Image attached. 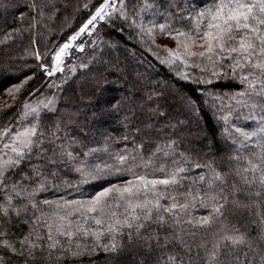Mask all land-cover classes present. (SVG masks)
Instances as JSON below:
<instances>
[{
    "label": "trees",
    "instance_id": "obj_1",
    "mask_svg": "<svg viewBox=\"0 0 264 264\" xmlns=\"http://www.w3.org/2000/svg\"><path fill=\"white\" fill-rule=\"evenodd\" d=\"M188 2L198 10L211 4V0ZM101 3L0 0V130L12 133L27 103L59 93L55 109L44 110L35 126L43 133L45 149L63 145L77 157L60 166L53 187L38 193L37 199L86 201L104 188L131 179L129 168L137 174H152L158 165L172 169L173 161L183 164L185 158L226 171L228 157L238 147L235 129L256 130L264 113L253 109L254 100L239 95L247 86L231 73L227 62L214 67L190 57L187 63H172L166 48L154 40L149 29H160V25L166 26L164 32L171 39L176 29L195 27L186 3L177 10L168 7V0H115L111 13L92 33L80 35L64 71L47 73L55 66L53 57L59 48ZM158 148L170 155L164 156ZM121 155L129 157L127 164H118ZM145 162L148 167H139ZM97 166L103 171L95 172L88 182L75 171ZM200 171L207 169H190L186 183ZM155 175L162 176L158 171ZM191 214L198 218L208 212L197 204ZM249 219L239 212L229 216L231 223L255 235ZM202 238L201 230L197 242ZM111 256L97 249L78 264H114ZM72 261L68 257L64 264ZM121 261L130 264L127 255Z\"/></svg>",
    "mask_w": 264,
    "mask_h": 264
},
{
    "label": "snow or ice",
    "instance_id": "obj_2",
    "mask_svg": "<svg viewBox=\"0 0 264 264\" xmlns=\"http://www.w3.org/2000/svg\"><path fill=\"white\" fill-rule=\"evenodd\" d=\"M111 3L103 0L87 23L59 48L49 75L62 71V58L72 42L98 18L103 19ZM185 3L195 27L175 30L173 39L184 52L169 50L171 62L187 63L190 57L214 67L227 62L231 73L247 86L239 95L254 100L253 109L264 113V0H211L202 10L188 0H168V7L179 10ZM159 27L161 32L166 30L165 25ZM258 123L254 131L235 129L238 147L228 157L226 171L191 158L183 164L173 161L172 169L158 165L152 174H137L129 168L131 179L104 188L86 201L38 200V193L53 187L60 166L77 157L63 145L45 149L43 133L35 125L14 134L0 130V140L7 137L0 147V264H64L68 257L78 264L97 249L111 253L114 264H123L125 255L130 264H264V114ZM157 151L170 155L162 148ZM128 160L121 155L118 164ZM190 169L207 171L186 183ZM75 171L88 182L103 169ZM157 171L162 176H156ZM197 204L208 214L192 216ZM238 212L250 218L249 228H255V235L231 223L229 216ZM201 230L204 238L197 242Z\"/></svg>",
    "mask_w": 264,
    "mask_h": 264
},
{
    "label": "rangeland",
    "instance_id": "obj_3",
    "mask_svg": "<svg viewBox=\"0 0 264 264\" xmlns=\"http://www.w3.org/2000/svg\"><path fill=\"white\" fill-rule=\"evenodd\" d=\"M115 3V0H112V3L110 4V6L105 10V14H104V18L103 19H97L96 21L93 22L92 25H89L88 30L85 31V33H92V31L96 28L97 23L100 20H104L105 17L107 15H109L111 13V11L113 10V5ZM152 34V37L154 38V40H156L157 43H159L161 46H164L167 50V52L169 53V50L171 51H179L181 54H183L184 49L179 47L176 40L175 39H170L166 36L165 32H161L159 28H155L154 30H151L150 32ZM157 36V38L154 37ZM81 37L79 36L77 40H80ZM76 41L72 42L73 46L72 48L76 47ZM72 48H70L67 51V54L62 58L63 62L60 65L62 71H57L58 73H62L66 67V61L67 59L70 57L71 55V50ZM193 51H197L196 48L192 49ZM173 59V57H171ZM179 61V60H178ZM180 62V61H179ZM54 72V73H57ZM48 73V71H47ZM59 95V93H58ZM58 95L56 94L55 96L53 95H42L41 97H39L38 99H35L34 101L27 103L26 105H28L29 107H25L23 109L22 112V117L20 119V124L15 128V130L12 132L13 134L16 132H21L23 131L25 128L33 126L36 124L37 118L42 114V112L45 110H54L56 105H57V100H58ZM49 101H51V103H49ZM35 108L36 112L32 113L31 109ZM29 113V115L25 116V113ZM244 131V130H243ZM4 142H7V137H5L3 140H1L0 142V147H2V144Z\"/></svg>",
    "mask_w": 264,
    "mask_h": 264
}]
</instances>
